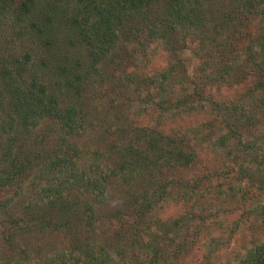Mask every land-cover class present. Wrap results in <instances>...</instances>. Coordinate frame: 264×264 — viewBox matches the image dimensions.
Listing matches in <instances>:
<instances>
[{"label":"trees","instance_id":"obj_1","mask_svg":"<svg viewBox=\"0 0 264 264\" xmlns=\"http://www.w3.org/2000/svg\"><path fill=\"white\" fill-rule=\"evenodd\" d=\"M196 3L193 7L190 0H1L0 15L13 7L14 14L35 28L38 40L53 46L57 37L73 48L78 45L95 68L109 56L113 63L139 19L148 35L160 40H172L175 31H196L201 27L202 6L212 8L216 1ZM159 5L163 7L158 10ZM224 12L213 28L212 44L235 56L221 63L222 74L200 72L190 83L186 78L181 82L183 60L175 59L166 71L142 78L134 90L136 94L142 88L147 92L142 110L146 116L149 111L158 113L161 121L154 120V128L119 124L112 132L115 140L103 152H91L94 158L103 157L113 165H106L99 177L78 172L73 162L81 149L90 152L77 143L89 124L83 110L64 102L61 92L79 93L81 75L64 77L63 85H57L62 87L58 93L49 92L35 79L26 83L14 78L4 83L0 88V213L6 215L5 221L0 220L3 264H115L107 258L97 259L93 245L124 246L132 251L131 264H184L183 258L195 243L181 237L191 223H200L203 208L212 199L209 196L230 198L228 202L243 212L233 225L239 228L241 221L249 231L260 234L261 239L252 241L236 264H264V204L259 202L264 196V132L260 131L264 98L253 111H245L242 105L216 101L208 89L210 84L232 81L234 61L243 55L255 60L253 48H259V65L252 62L249 75L242 68L239 80L231 84L250 80L241 100L264 92V22L257 38L240 52L234 51L239 42L251 37L247 21L264 14V0H229ZM225 30L230 31L226 42L217 43ZM200 113L204 115L201 121L179 127L180 134L165 127V119L195 121ZM122 120L121 116L116 119ZM51 123L61 138L34 134L42 124ZM217 151L221 158H213L223 161L221 172L207 166ZM189 170H194L191 175ZM258 176L263 181L256 191L241 186ZM213 180L222 182L210 188ZM156 192L163 194L156 198L160 206L176 197L174 202L182 201L189 208L178 218L162 220L154 209ZM54 234L68 240L65 250L31 247V238L21 241L29 235L38 243ZM195 236L199 237L198 232Z\"/></svg>","mask_w":264,"mask_h":264},{"label":"rangeland","instance_id":"obj_2","mask_svg":"<svg viewBox=\"0 0 264 264\" xmlns=\"http://www.w3.org/2000/svg\"><path fill=\"white\" fill-rule=\"evenodd\" d=\"M165 1L169 0H163V2ZM196 1L190 0L193 7H196ZM215 1L216 3L212 8L205 4L202 6L201 27L196 31H175L172 40L151 38L148 35L149 31L145 28V25L143 26V23L140 24L139 19L137 27L130 33L129 41L122 43L117 50V54L112 59L113 63L110 64L109 56L105 62L95 68L90 65L89 58L78 45L73 48L66 43H62V39H57V37L53 40V46L45 45L41 40H38L34 35L35 28L27 20L14 14L11 11L12 7L0 15V88H3L5 82H12L14 78L26 83L35 79L44 84L49 92L58 93L61 92L58 90L62 87L58 89L57 85H63L64 77L75 79L76 74L81 75L83 79L79 93L75 91H67V93L64 89L61 94L64 102L74 104L83 110L89 124L83 138L77 141L78 145L85 147L92 153L96 151L103 152L110 142L115 140V135L112 132L116 130L119 124L133 122L138 126L150 128L151 125V128H154V120L156 122L157 120L161 121L158 113L155 112L151 115V111H149L146 116L142 110H145L144 103L147 92L143 88H139L141 90L138 94L134 91L142 78H153L157 74L166 71L165 68L175 62V59L183 60L179 71L180 78L178 79L181 82L186 78L185 80L190 83L191 78L196 77L200 72L201 74L204 72L203 75L211 76L222 74L221 63L227 59H233L235 55L234 53L228 54L225 48L215 49L216 43L212 44V39L215 37L213 28L219 24L221 14L225 13L226 5L229 3V0ZM161 7L163 5H159L158 10ZM263 22L264 14L252 16L247 21V29L251 37L239 42L237 47L234 48L235 52L245 49L248 41L258 37ZM138 27H144V29L141 31L137 29ZM160 29H163V27ZM221 34L217 40L219 44L226 42L230 31L225 30ZM219 49L222 51H218ZM258 50L259 48H253V53L257 57L255 60L244 55L238 59L236 57L237 60L234 61L233 65L234 70H231L232 81L227 80V85H209L208 89L216 101H219L216 97H225L226 94L235 95L232 90L240 85L236 86L231 82L236 83L239 80L242 68L245 70L244 73L249 75V66L252 65V62L254 66L259 65ZM257 69L254 68V70ZM249 84L251 85L250 80L242 83L244 91L247 90ZM150 90L153 91L154 87H151ZM110 102H113V109L110 108ZM204 105L202 104V106ZM197 112L199 114V110ZM118 116L123 118L120 123L116 121ZM203 117L204 115L200 113L197 119H193L195 121L186 118L177 121H171V118L165 119L167 121L165 127H184L189 125V122L201 121ZM34 132L35 135L47 134L53 136L55 140L61 138V132L56 130L52 123L42 124ZM52 143L49 144L52 145ZM213 154L209 158L207 166L213 171H223V161L215 162L213 158H221L219 152ZM195 170V172H199L197 168ZM193 171L189 170L190 175ZM187 173H184L186 178L189 176ZM261 181L263 180L258 176L252 179L250 184L243 183L241 186L248 187L249 191L253 192L260 186ZM221 182L213 180L210 183V188L220 185ZM230 183L234 184L235 182L230 181ZM223 188H226V185ZM209 198L212 199L208 205L204 206L200 223L196 221L191 223L181 237V240L188 238V240L195 243L193 250L186 253L183 258L184 264H236L250 246V243L255 239H261L260 234L257 231H253L254 233L249 231L247 225L242 224L241 221L239 228L233 225L243 212L241 208L238 209L237 205L228 202L230 198H228V201L215 200L212 196H209ZM174 199L161 204L163 210L158 212L160 219L178 218L189 208H187L188 204L182 201L176 203L173 201ZM226 202L230 205H226ZM250 203L249 205L252 207L256 201ZM0 220L5 221L6 215L0 213ZM197 232L199 237L196 238ZM29 238H31V241L28 245L31 247L37 246L41 250L50 248L65 250L68 243V240L59 234L45 237L38 243L35 239L33 242V238L29 235L23 237L21 241H27ZM195 239L197 240L195 241ZM217 242H219V245Z\"/></svg>","mask_w":264,"mask_h":264},{"label":"clouds","instance_id":"obj_3","mask_svg":"<svg viewBox=\"0 0 264 264\" xmlns=\"http://www.w3.org/2000/svg\"><path fill=\"white\" fill-rule=\"evenodd\" d=\"M251 85L249 84V87ZM233 93L235 95H228L226 94L225 97H216L217 100L221 102H231L235 104L242 105L245 109V111H253L254 106H258V100L261 98H264V92H256L252 97H245L243 100L240 99V96L244 92V85H240L238 88H234ZM259 118V117H258ZM151 128V125L149 126ZM167 131V130H166ZM173 132L176 134H180L182 132V129L176 126H173L172 129ZM260 131L264 132V124L260 126ZM171 134V133H169ZM135 135L133 137H130V139H134ZM76 165V170L78 172H86L89 174V176H102L104 172L106 171V165L108 168H111L113 165L110 164L107 160H105L103 157L100 159L94 158L91 154V152H86L83 149L80 151L79 159H76L73 161ZM62 177H58L57 179H61ZM171 191V190H169ZM107 193H105V196L107 198ZM151 195V193H150ZM161 192L155 193V199L157 197H160ZM261 204H264V196L261 197L260 201ZM154 209L156 211H162V207L160 206L159 200L156 199V204L154 205ZM99 242H97L98 244ZM94 251H96L97 259L103 260L107 258V261L115 262V264H131L130 257L132 255V251L130 249H126L124 246H119L117 248L112 247H105L103 245L97 247V245H93ZM99 248H103V253L101 254L99 252ZM0 264H3V261H0Z\"/></svg>","mask_w":264,"mask_h":264}]
</instances>
